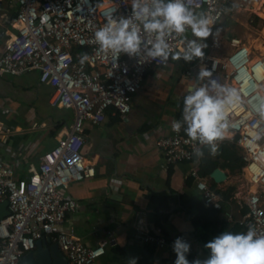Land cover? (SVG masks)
<instances>
[{"label":"built area","instance_id":"built-area-1","mask_svg":"<svg viewBox=\"0 0 264 264\" xmlns=\"http://www.w3.org/2000/svg\"><path fill=\"white\" fill-rule=\"evenodd\" d=\"M15 14L0 55V75L21 76L39 74V82L52 89L49 104L53 108L71 109L74 120L58 134L56 145L44 153L38 167L31 169L26 179L16 176L22 159H0V202L8 201L9 215L0 221V264H20L21 258L36 248V242L49 237L58 244L69 264H93L105 254L107 241L94 248L86 247L71 229H66V216L78 209L67 195L72 183L95 176L94 165L81 153L86 122L99 125L112 109L125 118L132 108V97L142 87L146 74L162 68L155 60L141 61L138 57L121 54L118 58L98 51L95 31L109 16L131 15V0H9ZM229 0H185L197 12H206L214 26L226 13ZM253 0H238L237 11H252ZM3 13L0 0V16ZM143 45L151 47L154 36L143 33ZM189 31V30H188ZM173 53L181 47L180 37H166ZM230 52L224 57L207 56L203 66L211 71V80L225 87L236 88L241 102L226 110L232 125L229 133L242 151V177L246 181L244 201L248 207L243 232L254 227L264 235V52L239 38L229 40ZM91 59L80 63V55ZM191 76V71H185ZM211 94L215 88L209 81ZM8 132L0 125V134ZM156 146L167 165L191 162L196 157L186 135L174 132L161 137ZM201 149L203 145L199 146ZM19 155V154H17ZM188 175L196 180V189L206 208H221V198L197 169ZM188 242V237L177 235ZM144 242L167 245L163 237L148 234Z\"/></svg>","mask_w":264,"mask_h":264},{"label":"crops","instance_id":"crops-1","mask_svg":"<svg viewBox=\"0 0 264 264\" xmlns=\"http://www.w3.org/2000/svg\"><path fill=\"white\" fill-rule=\"evenodd\" d=\"M237 2L229 0L221 20L237 11ZM2 7L0 55L6 39L3 33L9 30L16 10L9 0H2ZM251 9L264 19V0H253ZM262 28L264 34V24ZM188 32L187 39H193ZM263 36L259 47L244 43L264 52ZM231 38L239 37L227 34L228 46ZM204 51L205 57L229 53L213 55L210 44L209 52L207 48ZM202 63L199 59H170L162 68L145 75L125 118L110 109L99 125L85 123L81 153L94 165L95 176L68 187L67 195L79 207L66 216L63 226L73 230L86 247L108 242L105 254L93 264H128L129 258H136V264H175L173 244L177 235L188 237L191 247L187 259L191 262L207 258L210 251L205 244L221 233L243 232L242 222L248 213L243 199L247 185L242 177V151L230 133L214 145L222 148L219 153H201L191 162L167 165L156 146L159 138L174 133L172 121L182 120L183 97L189 85L197 82ZM185 71H191V76H186ZM51 94L52 89L39 82L37 72L0 75V125L8 130L0 134V159L23 160L15 170L19 179L28 178L42 155L56 145L61 130L73 123L74 111L51 107ZM54 109L57 114L51 112ZM68 110L72 116L66 123L60 112ZM180 133L186 135L183 129ZM194 168L219 194L220 209L203 205L196 180L188 175ZM216 168L226 175L219 184L210 177ZM145 234L163 237L167 245L160 248L155 242H144Z\"/></svg>","mask_w":264,"mask_h":264},{"label":"clouds","instance_id":"clouds-1","mask_svg":"<svg viewBox=\"0 0 264 264\" xmlns=\"http://www.w3.org/2000/svg\"><path fill=\"white\" fill-rule=\"evenodd\" d=\"M192 3V0H189ZM131 15L109 16L107 22L94 33L99 45L98 51L118 58L121 54L138 57L141 61L155 60L166 64L170 59L191 62L205 57L206 41L214 35V19L206 12H197L186 5L185 0H131ZM143 33L154 36L151 47L143 45ZM190 30L194 39H187ZM170 34L180 37L181 47L173 53L166 37ZM91 57L88 53L80 55L84 64ZM212 73L206 66L199 68L197 82L192 83L183 97L182 120H173V132L181 129L194 147V155L199 158V146L212 147L222 141L229 133L230 125L226 110L241 102L236 88L225 87L211 80ZM209 81L215 88L211 94L208 86L200 81ZM190 244L177 238L173 244L176 255L175 264H264V235L258 234L254 227L246 232L225 231L205 244L210 255L205 259H187ZM128 264H136V258H129Z\"/></svg>","mask_w":264,"mask_h":264},{"label":"rangeland","instance_id":"rangeland-1","mask_svg":"<svg viewBox=\"0 0 264 264\" xmlns=\"http://www.w3.org/2000/svg\"><path fill=\"white\" fill-rule=\"evenodd\" d=\"M258 8V5L257 7ZM262 12H264L262 10ZM226 20V22H224ZM264 24V19L258 18L256 14L250 12V11H240L235 12L231 11L229 12L223 20L218 22L213 27L214 35L210 36L206 43L208 45L207 51L209 52V44L214 47V51L210 53L216 56H221L224 54H227L230 50V47L228 46V41L226 39V35L229 34V36H238L243 42H249L251 44H254L255 46H259L258 44L263 40L262 36L264 35L262 33V25ZM226 26V30H225ZM226 31L225 34H223V31ZM188 33H186V36H188ZM224 35V36H223ZM264 37V36H263ZM191 39V38H189ZM194 39V37H193ZM264 47V45H263ZM53 114L58 113L57 110L51 111ZM63 114V119L66 121V123H69L71 121V111H62L60 112Z\"/></svg>","mask_w":264,"mask_h":264},{"label":"water","instance_id":"water-1","mask_svg":"<svg viewBox=\"0 0 264 264\" xmlns=\"http://www.w3.org/2000/svg\"><path fill=\"white\" fill-rule=\"evenodd\" d=\"M222 150L220 146H204L201 149L202 154L209 152L217 154ZM215 183H222L226 179L225 173L216 168L210 175ZM8 201L0 202V221L9 215L7 209ZM20 264H69L68 260L61 252L57 243L52 242L49 237H43L36 242V248L27 252L20 260Z\"/></svg>","mask_w":264,"mask_h":264},{"label":"bare ground","instance_id":"bare-ground-1","mask_svg":"<svg viewBox=\"0 0 264 264\" xmlns=\"http://www.w3.org/2000/svg\"><path fill=\"white\" fill-rule=\"evenodd\" d=\"M255 6L257 5V4H254ZM257 7V6H256ZM259 45V44H258ZM259 47V46H258ZM262 48V47H261ZM260 49V48H259Z\"/></svg>","mask_w":264,"mask_h":264},{"label":"trees","instance_id":"trees-1","mask_svg":"<svg viewBox=\"0 0 264 264\" xmlns=\"http://www.w3.org/2000/svg\"><path fill=\"white\" fill-rule=\"evenodd\" d=\"M227 5H228V4H227ZM256 6H257V5H256ZM256 6H255V7H256Z\"/></svg>","mask_w":264,"mask_h":264}]
</instances>
